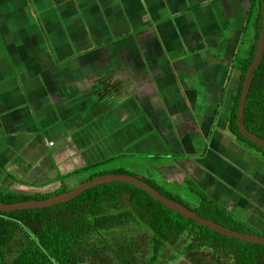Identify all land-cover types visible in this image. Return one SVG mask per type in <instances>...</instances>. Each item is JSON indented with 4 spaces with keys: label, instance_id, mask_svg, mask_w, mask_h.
<instances>
[{
    "label": "crops",
    "instance_id": "obj_1",
    "mask_svg": "<svg viewBox=\"0 0 264 264\" xmlns=\"http://www.w3.org/2000/svg\"><path fill=\"white\" fill-rule=\"evenodd\" d=\"M258 10L255 0H0V190H71L113 158L131 157L136 173L148 155L156 173L142 177H188L264 222V155L230 129L235 60Z\"/></svg>",
    "mask_w": 264,
    "mask_h": 264
},
{
    "label": "trees",
    "instance_id": "obj_2",
    "mask_svg": "<svg viewBox=\"0 0 264 264\" xmlns=\"http://www.w3.org/2000/svg\"><path fill=\"white\" fill-rule=\"evenodd\" d=\"M255 1L259 7L255 40L239 64L242 73L230 129L239 140L264 155L263 147L246 138L238 125L243 83L256 55L262 26L263 0ZM244 119L248 129L264 138V56L249 91ZM109 173L139 177L205 218L264 236L188 177L186 181L199 197L196 205L185 201L176 190H168L170 184L165 181L157 182L123 168L98 172L90 178ZM66 191L64 187L54 194ZM54 194L0 190V201L43 200ZM180 258L191 264H264V244L213 231L167 207L141 187L123 181L91 187L49 207L0 210V264H173Z\"/></svg>",
    "mask_w": 264,
    "mask_h": 264
},
{
    "label": "water",
    "instance_id": "obj_3",
    "mask_svg": "<svg viewBox=\"0 0 264 264\" xmlns=\"http://www.w3.org/2000/svg\"><path fill=\"white\" fill-rule=\"evenodd\" d=\"M263 56H264V0L262 1V26H261L260 35L258 38L257 52L245 76L240 104H239V111H238V125H239L240 132L246 138H248L249 140L253 142H256L257 144L262 146L264 149V138L252 132L250 129H248L245 123V119H244L249 91H250L253 79L255 77L256 70L261 64ZM115 181L129 182V183H132V184H135L141 187L142 189L150 193L153 197H155L156 199L161 201L163 204H165L167 207L181 213L185 217L193 218L197 222L201 223L204 226L209 227L213 231H217L225 235L233 236L235 238H239L241 240H245L248 242L264 244V236L254 234V233H246V232L237 231L232 228L226 227L222 224H219L211 219L205 218L201 216L200 214H198L197 212L184 206L183 204L163 195L161 192H159L153 186L146 183L141 178L136 177L134 175H130V174H124V173L122 174L109 173V174L99 175V176L91 178L88 181H85L77 185L75 188L69 191L50 196L43 200L20 201V202H15V203H5V202L0 201V210L1 211H15V210L26 209V208L49 207L57 203L71 200L77 195L84 192L86 189H89L91 187H94V186H97L103 183H110V182H115Z\"/></svg>",
    "mask_w": 264,
    "mask_h": 264
},
{
    "label": "rangeland",
    "instance_id": "obj_4",
    "mask_svg": "<svg viewBox=\"0 0 264 264\" xmlns=\"http://www.w3.org/2000/svg\"><path fill=\"white\" fill-rule=\"evenodd\" d=\"M250 30L251 29H253L252 28V23L250 24V26L248 27ZM251 34L252 33H250V32H247L246 33V37H245V40H244V43H242V45H241V47L239 48L240 49V51H238L237 53H239L238 55H237V58L239 59H241L242 57H244L245 56V54H246V52H247V50H248V48L250 47V45L248 44V42L250 41V36H251ZM255 34H253V36H254ZM240 61L241 60H235V64H236V66L235 67H238L239 66V64H240ZM237 62H239L238 64H237ZM152 156H148V155H143V156H140V160L136 163V165H137V169H136V173L135 174H137V175H140V176H142V175H148L149 176V174H148V172L146 171V173H145V168L148 166L149 168H150V170H151V173L152 174H155L156 172H155V169H153V168H151V163H152V160H150V158H151ZM122 158H120V157H118V158H113L112 160H114V161H112V162H110V163H107V164H105V166H100V167H98L96 170H95V172H100V171H108V170H112L113 168H115V167H120V165H122L123 164V167H125L128 171H130L129 169H133V170H135V167L133 166L134 165V161H132V160H129V159H131V157H128V160H121ZM116 160H121L120 162H117ZM129 169H128V168ZM131 172H133V171H131ZM90 174H92V172H90V171H88L84 176H88V175H90ZM159 175H158V173H157V175L156 176H154L157 180L159 179V181H161V178H159L158 177ZM144 177H147V176H144ZM158 177V178H157ZM149 178V177H148ZM63 179V178H62ZM175 178H171V177H168V180H162V181H168L171 185H170V187H167V189L168 190H175V189H177V187L178 188H180V191L181 192H183V191H186L189 195H190V197L189 196H186V198H184L183 197V199L185 200V201H187V202H189L190 204H195L197 201L195 200L196 198L195 197H192L191 195L192 194H190V191H192L191 190V186L192 185H189V183L187 182V181H185L184 180V184H183V182L182 181H179V180H175ZM167 183V182H166ZM173 184H177V185H173ZM75 185L73 184V185H71V186H68V188H73ZM243 221H245L246 223H248L245 219H243L242 217H240ZM252 220H254V218H251ZM260 220H262V219H260ZM256 222V225H252V224H249V225H251L253 228H257L258 230V232L260 231V232H263V233H261V234H264V222H261V221H255ZM255 226V227H254ZM259 232V233H260ZM182 259V260H181ZM178 262H176V263H173V264H184L185 263V261H183V259H185V258H181ZM140 261V260H139Z\"/></svg>",
    "mask_w": 264,
    "mask_h": 264
},
{
    "label": "built area",
    "instance_id": "obj_5",
    "mask_svg": "<svg viewBox=\"0 0 264 264\" xmlns=\"http://www.w3.org/2000/svg\"><path fill=\"white\" fill-rule=\"evenodd\" d=\"M51 144H53V142H51Z\"/></svg>",
    "mask_w": 264,
    "mask_h": 264
}]
</instances>
